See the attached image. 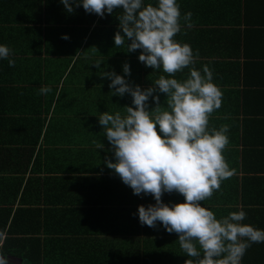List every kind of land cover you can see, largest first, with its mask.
Masks as SVG:
<instances>
[{
  "label": "crops",
  "instance_id": "crops-1",
  "mask_svg": "<svg viewBox=\"0 0 264 264\" xmlns=\"http://www.w3.org/2000/svg\"><path fill=\"white\" fill-rule=\"evenodd\" d=\"M178 3L181 15L192 13L191 27H182L174 39L191 46L195 61L214 62L209 69L223 94L209 127L229 126L223 155L233 175L202 206L217 218L243 208L241 223L264 229V0ZM118 15L114 9L101 18L82 5L68 13L60 0H0V44L12 49L15 60L11 67L0 60V230L7 236L0 253L10 242L6 250L35 251L41 264L189 259L177 233L160 222L140 224L137 207L154 204L152 195L133 194L104 163L114 156L97 116L123 114L132 97L112 96L110 80L100 72L123 75L127 62L126 79L142 88L167 76L139 61L140 49L114 45ZM193 67L175 78L186 79ZM42 86L51 92L40 94ZM159 95L164 104L166 95ZM148 104L155 107L151 98ZM183 199L177 192L162 195L164 203ZM9 254L10 264H29ZM241 264H264V242L252 243Z\"/></svg>",
  "mask_w": 264,
  "mask_h": 264
},
{
  "label": "clouds",
  "instance_id": "clouds-1",
  "mask_svg": "<svg viewBox=\"0 0 264 264\" xmlns=\"http://www.w3.org/2000/svg\"><path fill=\"white\" fill-rule=\"evenodd\" d=\"M60 3L68 13L82 5L87 13L101 18L119 9L114 45L126 44V52L140 49L139 61L167 74L142 88L126 79L131 71L127 62L122 65L123 75L114 70L100 72L110 80L112 96L132 97V106H124L123 114L104 111L97 117L114 156L104 161L107 168L114 170L133 194H151L155 201L147 207L138 205L135 215L140 224L156 227L160 222L168 233H177L179 246L189 257L184 264H241L252 243L264 242V229L241 223L246 217L243 208L217 218L202 206L234 170L223 155L229 143V126L209 127V117L221 107L223 95L213 82L212 71L206 65L203 73L193 67L186 79L175 78L177 72L195 62L191 46L174 39L182 27H191L192 13L181 15L178 0ZM62 38L69 37L64 34ZM11 56L12 49L0 44V60L7 59L10 67L15 65ZM101 62L95 65L99 67ZM49 92L47 86L39 89L40 94ZM160 93L166 95L164 104L160 103ZM150 98L155 104L151 110ZM172 192L182 194L183 202L164 203L162 195ZM6 238L0 230V244ZM0 264H9L8 256L0 253Z\"/></svg>",
  "mask_w": 264,
  "mask_h": 264
},
{
  "label": "trees",
  "instance_id": "trees-1",
  "mask_svg": "<svg viewBox=\"0 0 264 264\" xmlns=\"http://www.w3.org/2000/svg\"><path fill=\"white\" fill-rule=\"evenodd\" d=\"M246 32H248V31H246ZM193 65H195V68L196 69L202 71L203 70V67L205 65L208 66V67H210V66H213L214 65V62H208V61L203 62V61H200L199 60V61H195ZM60 79H61V77L59 76V80ZM48 81H49V79H48ZM139 81L141 82V80H139ZM64 91H65V89H63L62 93H64ZM29 150L30 151H33V149H29ZM129 216H130V212L127 213L126 217L129 218ZM118 218H120V216H118ZM127 221L129 222V220H127ZM1 226H2V223L0 222V228H2ZM9 243L7 242L5 247H7V245H9ZM5 247H4L3 251H1L2 254H5L6 253V254L10 255L9 253H11L12 256L26 258L29 261V264H41V261H38L37 260V255L35 254V251H30V252H28L26 254H19V253L10 252V250H6ZM10 262H11V260H10Z\"/></svg>",
  "mask_w": 264,
  "mask_h": 264
}]
</instances>
